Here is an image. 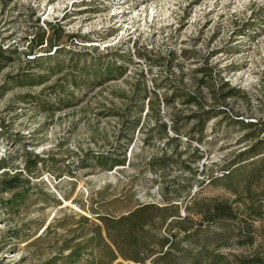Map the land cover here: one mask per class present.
Instances as JSON below:
<instances>
[{
  "label": "rangeland",
  "instance_id": "374dc122",
  "mask_svg": "<svg viewBox=\"0 0 264 264\" xmlns=\"http://www.w3.org/2000/svg\"><path fill=\"white\" fill-rule=\"evenodd\" d=\"M56 21L66 34L77 36L62 39L67 46L91 54L129 53L133 60L130 76L88 90L71 106L41 109L35 99L54 101L49 86L56 75L25 87L12 85L9 77L26 65L20 53L27 44L24 36L32 37L40 27L48 36ZM0 47H17L19 52L9 53L12 59L0 68V157L8 162L0 178L17 173L27 176L23 169L26 154L43 157L45 164L39 165L28 191L25 187L14 190L26 192L20 208L10 212L1 206L13 191L0 193V229H16L19 234L0 239V264H47L59 252L67 253V246L81 242L77 237L81 215L98 221L96 213L117 216L139 204L164 206L167 199L177 203L191 224L189 239L179 234L177 248L171 250L175 264H183V249L203 251L204 262L215 255L229 262L235 256L264 260V214L247 213L243 203H233L244 208L237 220L203 219L210 200L237 196L226 189L225 178L219 175L223 167L264 139V0H9L5 9L0 8ZM170 51L175 52L171 66L154 63L156 58L167 59ZM202 64L212 69L200 83L196 68ZM142 71L147 86L160 99L159 114L167 123L168 135L178 140L170 141L156 129L154 142H144L154 125L146 105L127 143L125 164L112 169L96 166L91 154L107 152L126 141L119 135L131 134L130 129H123V118L134 116L125 111L126 96L133 87V75ZM224 81L239 90L225 101L219 95L227 89ZM177 86L203 97V109L211 112L202 142L189 137L192 123L181 127L178 134L170 128L175 115L201 111L196 106L185 107L180 100L168 105L162 102ZM212 88L219 90L216 96L222 101L214 99ZM27 93L34 97H19ZM177 153H181L179 158ZM150 156H164L166 166L153 169L145 161ZM192 158L199 170L193 176L182 168V161ZM260 180L252 185L256 192L264 187V174ZM237 188L244 197L242 182ZM44 193L55 195L61 203L43 202ZM76 226L78 230H70ZM240 230L249 232L253 241L239 243ZM159 232L169 236L166 224ZM151 259L146 264H155ZM110 264L138 263L118 257Z\"/></svg>",
  "mask_w": 264,
  "mask_h": 264
},
{
  "label": "trees",
  "instance_id": "16d2710c",
  "mask_svg": "<svg viewBox=\"0 0 264 264\" xmlns=\"http://www.w3.org/2000/svg\"><path fill=\"white\" fill-rule=\"evenodd\" d=\"M7 1L9 0H0L1 10L5 9ZM33 12L35 10H32ZM38 20L39 18L36 19V21ZM56 22L52 33L48 36H46V30L41 27L34 32L32 37L24 36L23 40L27 44L20 53L23 54L26 65L9 77L12 85L25 87L40 85L51 78V76L56 75L57 79L49 86L51 93L55 96L54 101L42 100L39 97L35 99L41 109L54 111L62 107L71 106L78 101L77 97L85 95L88 90L102 87L105 83L123 76L125 78L130 76L129 63L133 62V60L129 53L91 54L85 50L74 49L63 44L64 40L62 39L74 40L77 39V36L66 34L59 21ZM47 24L50 27L53 25L51 22H47ZM136 52L138 55L144 56V54ZM181 52L185 54L186 49H182ZM9 53H19L18 48L0 47V68L12 59ZM174 56L175 52L170 51L167 59L156 58L153 61L154 63L155 61H160L165 65L171 66L174 63ZM211 69L206 64L196 68V71L201 73L200 83L204 82V75L211 74ZM135 75H133V77H136L132 83L133 87L130 94L126 96L127 101L125 103V111L134 116L126 117L122 120L124 122L123 129H130L131 134L122 133L119 135L120 139H125L126 141L118 142V146L107 152L91 154L90 159L96 166L112 169L125 164L127 143L133 139V130L140 124L141 113L146 105L152 111L154 125L149 128V135L144 139V142L147 145L154 142L152 140L156 138V129L158 133H161L162 137H166L170 141L178 140L177 136L170 137L168 135L167 123L162 120L159 114L160 99L157 97L155 90L152 91L147 86L145 72L142 71L137 76ZM222 85L226 86L227 89L221 94L218 89H211L214 93V99L218 102L222 101V99L225 101L226 97L236 95L239 91L236 86H230L228 81H224ZM171 91L169 95H165L162 98V102L168 105L180 100V103L185 107L196 106L201 111L186 115H175L171 119L170 128L178 134L182 129L181 127L192 123L188 131L189 137L202 142L206 121L211 117L209 109H203L202 107L203 97L178 86L172 87ZM149 93L154 95L150 97ZM216 93H219L222 99L217 98ZM26 95L18 96L23 97L22 99H25L24 97L30 99L34 97V94L27 93ZM240 123L245 126L253 125L252 121H247L246 123L240 121ZM25 152L27 153L28 151ZM180 155L181 153H177L176 157L179 158ZM166 159L164 156L159 159L155 156H150L145 161L150 167L156 169V167L164 168L167 163L165 162ZM195 161L194 158L190 162L182 161V168L189 170L192 176L199 171L194 164ZM39 165H45L43 157L26 154L23 169L27 176L23 177L17 173L0 178V193L13 191L8 199L1 201V206L12 212L25 203L26 192H14V190L19 187H25L28 191L32 187L30 185L31 179L38 172ZM7 167L8 162L6 159L0 157V170ZM223 169V172L219 175L225 178L226 189L236 193L237 196L232 200L226 198L210 200L203 213L204 221L237 220L241 217L240 214H242L244 208L247 213L257 216L264 214V187L256 192L252 186L254 183L258 184L264 174V139H258L252 143L240 152L234 160L227 163ZM241 182L245 188L244 197L238 193L237 187ZM193 197L194 194L191 195V198ZM42 201L47 203L52 201L57 205L61 203V200L55 195L52 196L48 193L43 194ZM166 203L164 206L152 203L139 204L128 213L117 216L96 213L95 217L99 222L91 221L88 216L81 215L79 223L82 226L77 234V237L82 239L81 242L67 246V253L59 252V255L51 258L47 264H110L118 257L138 264H146V260L151 257L155 264H161V262L175 264V260L171 257V250L177 248V237L179 234L182 235L183 240L189 239L191 224H188L189 217L187 215H181L177 203H172L170 199H167ZM233 203L235 205L243 203L244 208L233 206ZM164 224L168 227V237L159 232ZM71 229L76 231L79 227H71ZM13 230L0 229V239H5L7 236L18 237V230ZM237 235L241 244L252 242L254 239L249 232L245 233L241 230L237 232ZM182 251L180 258L183 264H264V260L260 257L245 258L235 256L234 262H229L222 255H215L209 261L204 262L207 257L203 251L199 252L197 250L195 253L187 249Z\"/></svg>",
  "mask_w": 264,
  "mask_h": 264
}]
</instances>
